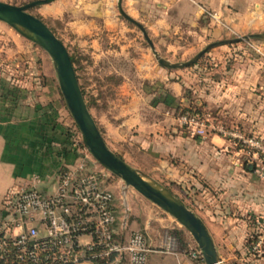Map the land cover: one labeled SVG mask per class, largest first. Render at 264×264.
Returning <instances> with one entry per match:
<instances>
[{"label":"rangeland","instance_id":"374dc122","mask_svg":"<svg viewBox=\"0 0 264 264\" xmlns=\"http://www.w3.org/2000/svg\"><path fill=\"white\" fill-rule=\"evenodd\" d=\"M3 1L22 4L29 0ZM132 5L135 13L129 7ZM121 6L143 26L145 23L141 20H151L153 15H158L153 3L145 7L138 0L133 4L129 0H121ZM202 7L207 15L206 7ZM27 11L38 16L73 57L72 65L82 97L101 135L114 131L126 109H132L140 116V121L157 122L165 118V127L180 128L191 134L195 141L214 144L207 157L230 162V167H225L226 179L223 181L218 178L224 179L223 175L217 176L222 173L221 168L207 167L209 171L219 170L213 179L199 172L197 165L186 163H177L172 172L167 165L171 161L168 156L164 159L166 165L153 167V154L136 153L135 144L118 142L119 153L125 157V162L169 188L208 227L210 223L221 225L224 220L238 223L240 229L232 231L233 237L238 240L237 246L234 243L230 247L218 244L222 264H264V154L242 141L250 137L264 141V136L220 117L215 106L207 107L203 102L196 101L191 83L184 82L180 73H175L197 71L207 66L208 61L203 58L210 48L187 66L169 68L158 64L138 27L118 12L116 0H51L30 6ZM207 11L211 10L208 8ZM111 20L115 21V25L110 23ZM144 28L158 54L168 61L186 60L207 43L197 39L196 34L184 31L177 44L172 45L164 39L159 41L156 35ZM222 28L228 32L227 38L239 35L228 26ZM262 41L264 37L240 40L241 46L247 47V53L256 56L260 55L256 45ZM235 42L239 41L225 43L232 46ZM169 45L172 47L169 48ZM144 53L153 64L150 75L145 73L148 62L144 60ZM232 53L231 50L228 53L230 59ZM260 68L262 72L256 93L262 97L264 57ZM161 73H165L166 77H161ZM174 74H179L180 91L176 95L169 86L170 80L175 79ZM131 97L133 104L126 108ZM188 108L198 110L206 128L204 135L192 134L178 123V114ZM80 142L83 143L59 90L48 53L0 20V198L9 186L27 180L26 171L30 172L29 175H38L34 185L40 192L53 191L54 178L49 179L50 176L40 170L44 158L37 152L57 153L59 150L71 156L81 155ZM194 152L193 158L197 160L196 153L199 152ZM86 159L90 168L100 175L101 184L112 192L115 203L121 209L119 214H126L127 222L136 218V212L131 211L134 207L138 210V217H141L139 214L147 216L149 224L164 229L166 239H174L175 249L183 251L190 264H204L197 256L199 250L196 243L173 216L155 204L150 205L133 187L100 165L90 152ZM252 182H255L254 190ZM249 194L261 204L257 209L242 211L238 205L243 204L242 199ZM211 233L217 235L215 231ZM215 239L219 243L217 236ZM119 264L128 263L125 260Z\"/></svg>","mask_w":264,"mask_h":264},{"label":"crops","instance_id":"0c3cea01","mask_svg":"<svg viewBox=\"0 0 264 264\" xmlns=\"http://www.w3.org/2000/svg\"><path fill=\"white\" fill-rule=\"evenodd\" d=\"M122 1L125 2V0ZM129 1L133 4L137 0ZM138 1L145 7L153 3L154 7H156L155 10L158 11V15H153L151 20L148 18L143 21L141 20V22L145 23L144 26L150 31V34L156 35L159 41L164 39V42L167 40L166 42L169 44L172 43V45L174 43L177 44V41L182 38L184 31L186 33L196 34L197 39L201 40L202 43L208 42V40L213 41L223 39V37L227 38L228 32L222 26H228L239 35L253 32L264 34V0ZM202 6L206 7V10L209 8L211 11L217 12L220 23L205 15ZM129 7L133 13L136 12L133 5ZM113 21L111 20L110 23H114L115 25V21ZM171 47L169 45V48ZM246 48L241 46L240 41L233 43L232 46H229L228 43L216 44L205 52V56L203 55V59L208 61L207 66L198 68L197 71L192 69L191 71L185 70L175 73H180V79L184 82L191 83V89L196 96V101L203 102L206 104L204 106L207 107L215 106L216 113L220 117L235 121L244 129L259 132L264 136V96L259 97L256 93L262 72L260 64L263 63L264 42L262 41L256 45L257 51L260 54L259 56L248 54ZM230 50L233 51L231 59L228 56ZM143 55L145 62H148V65L147 63L145 64V68L147 69L145 73L146 75H150L149 72L153 68V64L149 56H147V53ZM165 75V73H161V77H166ZM174 75L175 79L170 80L169 86L176 95L180 91V86L177 81L179 74ZM132 104L133 99L131 97L125 106L128 108ZM165 123V118L159 119L157 122L148 121L146 123L144 119L140 121V116L136 112L132 111V109H126L120 122L116 123L117 128L114 131L111 130L108 133H102V137L108 148L118 154L123 160H125V157L119 153V151L121 152L120 146H118V142L120 141L135 144L136 153L150 152L153 154V167L166 165L164 159L168 156L172 162L169 161L167 165L172 172L175 171L177 163L181 165L186 163L191 166L197 165L196 167L199 172L202 174L206 173L207 176L213 179L215 173L217 175L219 170L215 172L209 171L207 167L215 166L222 170V173H218L217 176H224V179L221 177L218 178L222 181L226 179L225 169L227 170V168L225 167H230V162L223 158L210 160L207 157L208 152L214 148L212 142H202L203 140L195 141L191 134L183 132L180 128L165 127ZM131 125H134V127H131ZM211 141L215 143L213 138H211ZM194 150L199 152L196 153V156H198L197 160L193 158ZM202 153H206V155H202ZM37 154L44 158L40 170L43 174L50 176L49 179L55 177L58 165L64 161L71 160L73 157V155L61 153L59 150L57 153L54 151L49 153L41 151L37 152ZM199 154H201V157ZM26 173L27 175L25 177L28 178L30 172L26 171ZM252 184V190H254L255 182H252ZM249 191L251 192V189ZM144 199L150 205H154L146 197ZM140 203L144 204L146 202L140 201ZM242 203L238 205L240 209L242 208V211L257 209L259 208V204H261V202L258 203L256 201L255 197L250 196V194L244 196ZM112 204L117 223L119 219L124 218L126 220V228L123 230L124 233L131 229H140L143 231L148 245L156 249L148 252L147 264H190L185 253L175 249L174 239L172 237H167L166 239L162 227L159 229V226L149 224L147 216L139 214L141 217H138V210L134 207L131 211L134 210L136 212L135 221L131 219L130 222H127L126 214H119L121 209L115 203L114 198L112 199ZM203 222L206 224L205 221ZM207 228L221 259L223 257L219 251V245L221 247L224 245L225 247H230L234 243L237 246L238 240L233 237L232 231L236 232L240 229L238 223H229L224 220L221 225L213 226V223H210ZM211 231L216 232L219 243H216L218 240L215 239L216 236ZM166 246H170L169 250L165 249ZM123 261L125 259H122L121 262Z\"/></svg>","mask_w":264,"mask_h":264},{"label":"built area","instance_id":"2783aa9c","mask_svg":"<svg viewBox=\"0 0 264 264\" xmlns=\"http://www.w3.org/2000/svg\"><path fill=\"white\" fill-rule=\"evenodd\" d=\"M205 11L220 23L216 12ZM177 121L192 134L206 131L194 112H181ZM242 141L264 154V141ZM81 144V155L58 165L53 191L36 189L38 175L32 173L0 198V264H147L148 252L156 249L142 230L124 233L126 220L117 223L112 192L90 168Z\"/></svg>","mask_w":264,"mask_h":264},{"label":"water","instance_id":"95a60500","mask_svg":"<svg viewBox=\"0 0 264 264\" xmlns=\"http://www.w3.org/2000/svg\"><path fill=\"white\" fill-rule=\"evenodd\" d=\"M48 1L51 0H29L22 4H14L0 0V20L46 50L51 58L59 90L66 107L79 130L83 144L92 157L112 174L119 177L126 185H130L141 195L173 216L188 231L196 243L204 264H222L212 237L201 218L169 188L129 165L118 154L108 148L104 142L84 102L64 44L38 16L27 11L30 6ZM116 8L124 18L138 27L157 63L169 68L183 67L193 63L204 51L216 44L239 41L254 36H264L262 33L253 32L232 38L209 41L186 60L168 61L158 54L144 26L122 9L121 0H116Z\"/></svg>","mask_w":264,"mask_h":264},{"label":"trees","instance_id":"16d2710c","mask_svg":"<svg viewBox=\"0 0 264 264\" xmlns=\"http://www.w3.org/2000/svg\"><path fill=\"white\" fill-rule=\"evenodd\" d=\"M53 32V31H52ZM252 38H260V37H258V36H254V37H252ZM240 41V40H239ZM69 54V53H68ZM69 58H70V61H71V63L73 62V57L69 54ZM73 66V65H72ZM74 69V68H73ZM76 78H77V76H76ZM79 85V84H78ZM80 87V86H79ZM80 91H81V93H82V89L80 88ZM183 111H190V112H194V113H196V114H198V110H193V109H185V110H183ZM182 111V112H183ZM199 115V114H198ZM64 151V150H63ZM65 151H68V149L66 150L65 149ZM64 153V152H63ZM198 258L199 259H201V256H200V254L198 253ZM201 261H202V259H201Z\"/></svg>","mask_w":264,"mask_h":264}]
</instances>
